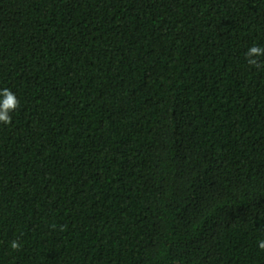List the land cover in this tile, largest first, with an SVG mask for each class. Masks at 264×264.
<instances>
[{"label": "trees", "instance_id": "trees-1", "mask_svg": "<svg viewBox=\"0 0 264 264\" xmlns=\"http://www.w3.org/2000/svg\"><path fill=\"white\" fill-rule=\"evenodd\" d=\"M253 44L264 0H0V264H264Z\"/></svg>", "mask_w": 264, "mask_h": 264}, {"label": "clouds", "instance_id": "clouds-1", "mask_svg": "<svg viewBox=\"0 0 264 264\" xmlns=\"http://www.w3.org/2000/svg\"><path fill=\"white\" fill-rule=\"evenodd\" d=\"M246 59L249 64L257 65L261 57H264V46L253 44L246 51ZM19 106L16 95L7 88H0V125L11 123L13 113ZM11 248L17 249L20 245L17 241L11 242ZM258 247L264 249V239L258 241Z\"/></svg>", "mask_w": 264, "mask_h": 264}]
</instances>
